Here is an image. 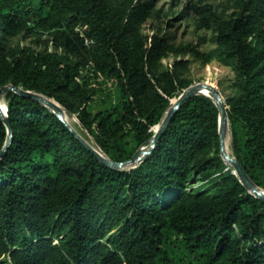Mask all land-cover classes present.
<instances>
[{
    "label": "trees",
    "instance_id": "trees-1",
    "mask_svg": "<svg viewBox=\"0 0 264 264\" xmlns=\"http://www.w3.org/2000/svg\"><path fill=\"white\" fill-rule=\"evenodd\" d=\"M195 11L214 33L207 51L143 36L136 22L144 8L132 0H0V88L18 86L76 113L95 150L123 162L190 85L186 59L165 68L160 60L187 52L215 60L232 73L230 154L264 190V0H246L228 17ZM21 32L87 54L116 84L117 102L88 110L90 90L76 80L83 62L8 48ZM3 95L11 134L0 115V264H264V201L222 158L209 97L187 98L142 161L116 168L41 102Z\"/></svg>",
    "mask_w": 264,
    "mask_h": 264
},
{
    "label": "rangeland",
    "instance_id": "rangeland-1",
    "mask_svg": "<svg viewBox=\"0 0 264 264\" xmlns=\"http://www.w3.org/2000/svg\"><path fill=\"white\" fill-rule=\"evenodd\" d=\"M122 1V0H117ZM246 0H132L135 6L144 8V17L136 22L141 34L150 39L151 36H161L173 46L192 45L200 51H207L215 46L212 28L200 26L195 8L207 6L212 13L221 17H228L242 12ZM6 46L15 50L21 48L31 51H56L64 53L71 62L80 63L76 80L90 90V99L87 109H104L105 105L114 104L118 100V88L114 81L97 73L92 64L86 59L87 54L80 56L66 54L63 48L57 45L51 35L21 32L6 39ZM176 59H186L187 67L182 71L183 77L190 80V84L197 82L207 83L215 87L222 97L226 99L230 93L229 85L232 73L228 67L220 65L217 61L202 62L192 53H169L160 60V68L169 67ZM211 96V95H209ZM61 110L65 124L87 146L95 149L92 138L81 125L77 114L70 113L60 104L52 100ZM226 101V100H225ZM76 107L80 105L78 101ZM84 105L80 106L83 107ZM5 107V108H4ZM0 108L6 109V99L0 96ZM50 109V108H49ZM51 110V109H50ZM226 137V138H225ZM224 137V148L230 154V133L228 127ZM146 146V145H145ZM137 164V163H136ZM134 164V165H136ZM227 166L232 167L229 162ZM127 167L133 164L126 165ZM233 168V167H232Z\"/></svg>",
    "mask_w": 264,
    "mask_h": 264
},
{
    "label": "water",
    "instance_id": "water-1",
    "mask_svg": "<svg viewBox=\"0 0 264 264\" xmlns=\"http://www.w3.org/2000/svg\"><path fill=\"white\" fill-rule=\"evenodd\" d=\"M8 90H14L15 92L19 93L20 95L31 97L39 102H41L44 106L50 108L56 116L62 120V110L49 98L42 96L40 94L23 90L18 86H13V85H6L0 88V96L3 95L5 92ZM206 92H209V94H205ZM201 94L204 96L209 97L212 102L216 105L217 110H218V135H219V147H220V153L222 158L226 161L229 162L232 167H233V172L238 176L239 181L256 197L264 201V190L256 186L250 178L247 176L243 168L241 167L240 163L233 157L231 154H228L224 148V137H225V132L228 127V119L226 115V111L228 109V105L226 104L225 100L220 92L213 87L210 84L207 83H201L197 82L194 84H190L186 89H184L178 97L174 100L172 105L168 108V110L165 113V116L161 123L158 125L155 134L153 137L148 141V144L145 146H142L138 148L134 154L130 157V159L123 161V162H115L112 160H109L108 158L104 157L102 154L98 153L95 149H93L90 146H87L84 142V144L93 152H95L98 156L99 159H101L104 163L108 164L109 166L112 167H124L126 165L130 164H136L140 161H142L145 156H147L155 146L158 138L160 137L161 133L165 129L167 123L170 121L172 116L174 115L175 111L179 108V106L189 97L193 95ZM7 111L5 109L2 110L0 108V115L6 124V127L8 129V134H11V129L9 127V122L7 120ZM65 123V122H64ZM70 129V128H69ZM71 130V129H70ZM72 131V130H71ZM73 132V131H72ZM74 133V132H73ZM10 143V140L7 141L6 146Z\"/></svg>",
    "mask_w": 264,
    "mask_h": 264
},
{
    "label": "bare ground",
    "instance_id": "bare-ground-1",
    "mask_svg": "<svg viewBox=\"0 0 264 264\" xmlns=\"http://www.w3.org/2000/svg\"><path fill=\"white\" fill-rule=\"evenodd\" d=\"M205 94H209V95H210L209 92H206ZM4 108H5V107H4ZM225 138H226V137H225ZM224 142H225V140H224ZM225 150L228 151V150H227V146H226V144H225Z\"/></svg>",
    "mask_w": 264,
    "mask_h": 264
}]
</instances>
